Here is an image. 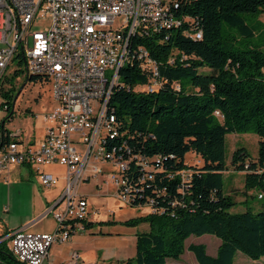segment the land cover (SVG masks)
I'll use <instances>...</instances> for the list:
<instances>
[{
	"label": "trees",
	"instance_id": "obj_1",
	"mask_svg": "<svg viewBox=\"0 0 264 264\" xmlns=\"http://www.w3.org/2000/svg\"><path fill=\"white\" fill-rule=\"evenodd\" d=\"M177 2L175 16H191L190 24L183 21L168 29V38L164 32H153L135 39L156 60L166 81L156 91L136 89L147 81V74L135 58L120 67V83L109 98L118 120L119 135L112 139L114 143L125 140L132 152L160 159L154 161L160 169L142 183V197L132 205L150 197L154 210L121 220L126 225H149L147 231L135 233V253L125 264H167L168 258H178L184 251L189 235L204 233L214 234L220 241L214 254L202 242L187 245L199 264H236L237 251L257 259L264 255V207L230 211L236 200L223 190V171L227 168L226 134L256 133V156L237 146L230 164L244 171L245 192L257 189L264 193V23L253 21L264 12V0ZM188 25L200 29L201 38L185 35ZM16 75L18 71L0 82V104H8L9 111ZM25 79L46 82L37 76ZM11 116L4 119L0 144L18 139L5 127ZM188 151L201 157L200 166L186 163ZM184 168L190 169L187 179L180 174ZM140 171L132 160L129 172ZM85 223L90 227L117 221ZM8 231L0 233V238ZM0 261L20 264L6 238L0 239Z\"/></svg>",
	"mask_w": 264,
	"mask_h": 264
},
{
	"label": "built area",
	"instance_id": "obj_2",
	"mask_svg": "<svg viewBox=\"0 0 264 264\" xmlns=\"http://www.w3.org/2000/svg\"><path fill=\"white\" fill-rule=\"evenodd\" d=\"M177 6V0H0V82L15 71L25 78L42 77L50 82L56 102L44 115L47 126L40 139L0 144V172L7 173L12 164H30L40 185L53 186L59 175L43 166L61 164L66 180L47 210L56 221L53 230L19 227L0 238L7 239L9 251L20 264H43L54 243L87 230L85 222L99 209L77 188L105 172L98 163L112 166L104 180L115 186V198L130 206L142 197V183L160 169L155 163L159 156L132 152L125 140L114 143L112 139L119 135L118 120L109 98L120 83V67L135 58L147 74V81L136 89L156 91L166 81L156 60L135 39L153 32H164L168 38V29L183 21L190 24L191 16H175ZM38 16L50 18L44 29L32 28ZM183 33L192 38L202 36L201 30L191 25L185 26ZM15 60L17 67L8 68ZM18 78L16 75L13 81ZM0 108L1 143L4 119L13 107L9 111L8 104H0ZM132 160L141 167L140 173L129 172ZM180 174L187 179L190 169L184 168ZM153 202L149 197L135 205H147L152 211ZM55 264H79L78 253Z\"/></svg>",
	"mask_w": 264,
	"mask_h": 264
},
{
	"label": "rangeland",
	"instance_id": "obj_3",
	"mask_svg": "<svg viewBox=\"0 0 264 264\" xmlns=\"http://www.w3.org/2000/svg\"><path fill=\"white\" fill-rule=\"evenodd\" d=\"M261 21L264 23V12H260L253 21ZM50 23L48 16H38L33 24V29H44ZM264 28V26H263ZM17 67L16 60L9 65L8 68ZM16 87L13 90L14 102L10 106L12 110L11 118H6L5 127L15 135L16 138L27 143L32 139H40L45 132L47 122L44 115L51 111L56 103L51 92L50 82H40L26 80L24 75L19 72V78L13 81ZM24 82L23 87L20 86ZM8 85L5 82L4 87ZM19 91V92H18ZM18 92V93H17ZM3 97L0 94V103ZM0 111L3 110L0 108ZM258 135L254 132H230L225 136V162L227 168L223 171V190L233 195L236 200L229 210L243 211L247 206L257 211L264 207V196L258 197L257 189H251L248 192L244 190V171L236 170L230 164L232 151L237 146H244L251 157L257 154ZM185 161L188 164L200 166L202 164L201 157L192 151L185 154ZM99 167H104L105 172L98 177H91L89 180L80 184L79 190L84 191L88 197V201L99 209L97 220L115 219L116 225L112 226L103 224L99 225L103 230H120V231H147L149 225L147 222H139L134 225H126L121 223L129 217L142 215L149 212L147 205L130 206L121 203L114 196L115 186L111 182H106V173L112 169L111 165L98 163ZM16 166V165H15ZM14 167V166H12ZM19 168H11L10 173H0V233L5 230H12L19 227H25L32 231H51L56 226V221L50 212L40 213L49 206L42 205L43 192L47 190L55 193L57 186H65V167L61 164L45 165L44 169L59 175L58 183L54 186H40L33 173L30 177L19 175ZM25 170L24 168L20 169ZM189 171V170H188ZM105 175V177H104ZM101 185V186H100ZM62 186V187H63ZM53 189V190H52ZM51 190V191H50ZM59 193V192H58ZM56 195V194H55ZM59 194H57L58 196ZM56 196V197H57ZM247 198V199H246ZM112 210V213H109ZM40 216L38 219L36 217ZM29 225L25 226L28 222ZM98 224H93L89 231L95 230ZM86 231V232H89ZM220 239L211 233L201 235L191 234L185 239V249L178 258H168L167 264H199L193 252L187 249L189 243L202 242L206 245V250L210 254H214ZM90 255V253H89ZM236 264H264V255L257 259H252L241 251H237L234 257ZM109 264L108 261H106ZM101 264V263H100Z\"/></svg>",
	"mask_w": 264,
	"mask_h": 264
},
{
	"label": "crops",
	"instance_id": "obj_4",
	"mask_svg": "<svg viewBox=\"0 0 264 264\" xmlns=\"http://www.w3.org/2000/svg\"><path fill=\"white\" fill-rule=\"evenodd\" d=\"M13 135H18V134H13ZM34 140H38V139H32L30 141H34ZM15 165L20 167L19 175L21 176L30 177L35 172V168L31 166L30 164H12L9 167V170L6 174H9L11 171L10 169L15 168L16 167ZM44 166H43V169H44ZM22 168H24L25 170L21 171L20 169ZM48 172H51V171H48ZM34 174L36 175V173ZM62 186L63 185L57 186V188L55 189V193L53 194L50 193L49 191L47 194L46 193L47 190L42 191L43 192V196H42L43 199H41L42 205L45 204V206H50L51 203L55 200V198L59 196V195L57 196V194H60L63 191L64 186L63 187ZM79 186L77 188L78 191L87 197L84 191L79 190ZM91 206L95 207L92 202H91ZM48 208L42 211L40 213V216L43 215L44 212H48L47 211ZM98 215L99 214L91 216L87 222L98 221L97 220ZM40 216L34 218V220L38 219ZM31 222L32 221L28 222L25 226L29 225ZM107 225H110V224H107ZM111 225L114 226L116 225V223H114V225L113 224ZM90 227H87L86 231H89ZM86 231H77L73 233L71 237L67 239L66 241H63L60 243H54L50 247L48 255L45 261L43 262V264H48V263L55 264V263L64 261L68 259L74 252L78 253L79 264H100V263L107 264L106 261H108L109 264H125L126 258L134 255L135 253V242H136L135 233L137 231L136 232H133V231L123 232L120 230H107V229L103 230V228L99 226V224H98V227L95 228V230H92L89 232H86Z\"/></svg>",
	"mask_w": 264,
	"mask_h": 264
},
{
	"label": "water",
	"instance_id": "obj_5",
	"mask_svg": "<svg viewBox=\"0 0 264 264\" xmlns=\"http://www.w3.org/2000/svg\"><path fill=\"white\" fill-rule=\"evenodd\" d=\"M23 85H24V83H22V85L20 86L19 91H20V89L23 87ZM19 91H18V92H19ZM18 92H17V93H18ZM13 102H14V100H13Z\"/></svg>",
	"mask_w": 264,
	"mask_h": 264
}]
</instances>
